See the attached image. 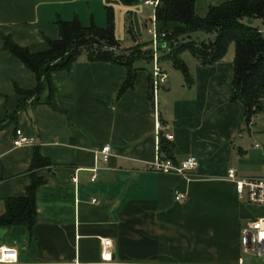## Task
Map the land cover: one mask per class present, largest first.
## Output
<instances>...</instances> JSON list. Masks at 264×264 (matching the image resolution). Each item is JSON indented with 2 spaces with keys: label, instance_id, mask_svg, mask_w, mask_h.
Segmentation results:
<instances>
[{
  "label": "crops",
  "instance_id": "1",
  "mask_svg": "<svg viewBox=\"0 0 264 264\" xmlns=\"http://www.w3.org/2000/svg\"><path fill=\"white\" fill-rule=\"evenodd\" d=\"M225 1L194 0L195 14L203 17L208 6ZM105 6L113 13L115 52L136 44L143 56L152 52V4L0 0V213L4 198L24 194L33 146L48 161L37 171L44 182L35 189L29 239L22 226L0 225V246L16 251V264H96L100 238L111 241L110 264H239L238 259L244 264L239 230L250 218L264 216V209L239 197L225 172L231 167L236 177H264V109L244 126L241 104L229 100L231 43L210 65L181 53L191 85L157 51L165 80L151 92L152 99L147 94L152 58L134 60L132 87L119 91L125 67L91 62L80 52L69 70L50 74L54 107L27 102L13 121L3 118L18 100L14 87L31 89L35 78L3 49L2 38L29 52L42 51L45 38L58 37L56 20L76 17L83 26L104 27ZM190 36L205 40L213 34ZM15 129L31 144L13 148ZM159 136L172 146L173 162L196 158L185 178L147 169L155 156L163 157L157 152ZM104 145L109 147L105 160L98 152ZM175 190L185 193L183 201L173 199Z\"/></svg>",
  "mask_w": 264,
  "mask_h": 264
},
{
  "label": "trees",
  "instance_id": "2",
  "mask_svg": "<svg viewBox=\"0 0 264 264\" xmlns=\"http://www.w3.org/2000/svg\"><path fill=\"white\" fill-rule=\"evenodd\" d=\"M130 6L143 0H117ZM153 6L154 27L159 36L158 51L167 58L171 66L181 72L185 84L191 85V75L181 59V53L187 51L200 65H210L222 59L227 46L231 43L233 89L230 101H238L242 107L241 121L246 126L252 115L264 109V28L252 24L259 19L264 27V0H227L218 5L208 6L203 17L194 11V0H151ZM105 25L97 27L90 23L81 25L76 17L71 20H56L58 37L45 38L47 48L29 52L15 45L9 38L3 37V49L16 57L35 78L31 89L14 87L18 100L10 112L3 118L13 121L15 114L27 102L43 101L54 107L55 88L50 74L53 71L69 70L80 52H84L88 61H103L122 65L126 69L125 79L119 91L132 87L133 72L131 64L142 55L138 44L122 52H115L117 41L113 37V13L105 6ZM251 19V23L246 20ZM171 24V26H169ZM127 21V29H129ZM213 34L212 40L192 38L194 32ZM162 35V36H161ZM164 45V46H162ZM144 58L151 59V52L145 51ZM147 94L152 99L151 75L148 77ZM4 124H0L3 127ZM158 138L157 152L171 158L170 144H162ZM48 165L33 146V154L28 167L29 182L22 196L7 197L2 200L0 213L1 226H22L27 239L35 223V189L44 182L37 171Z\"/></svg>",
  "mask_w": 264,
  "mask_h": 264
},
{
  "label": "built area",
  "instance_id": "3",
  "mask_svg": "<svg viewBox=\"0 0 264 264\" xmlns=\"http://www.w3.org/2000/svg\"><path fill=\"white\" fill-rule=\"evenodd\" d=\"M144 4H152L155 1L143 0ZM154 20V19H153ZM162 36V35H161ZM151 45H152V61L153 66L151 70V87L152 93L156 88L165 80V74L156 64V53L160 46L159 36L156 33L155 27L151 31ZM164 46V45H162ZM155 130L158 135L159 125L156 123ZM164 137L168 140L172 138L170 133H165ZM31 139L25 136L19 129L14 130V136L11 140L13 148L22 145H30ZM98 152L105 160L109 155L108 145L102 146ZM197 160L194 156H186L183 160L175 163L170 158L155 156L154 160L150 162L147 169L152 170L159 174H172L182 178L186 177V173L195 169ZM225 177L231 180L234 184L235 192L239 197L245 196L247 202L252 205L261 206L264 209V177H236L233 168H227ZM95 178L92 173L90 180ZM75 181V178H72ZM173 199L177 202L185 199V193L175 190L173 192ZM100 260L96 264H110L111 262V241L108 238H100ZM239 244L244 251L252 253L253 256L259 257L264 255V216L250 218L247 223L239 230ZM17 253L16 251L7 246H0V264H16ZM241 264V259H238ZM71 264H81L77 261Z\"/></svg>",
  "mask_w": 264,
  "mask_h": 264
},
{
  "label": "rangeland",
  "instance_id": "4",
  "mask_svg": "<svg viewBox=\"0 0 264 264\" xmlns=\"http://www.w3.org/2000/svg\"><path fill=\"white\" fill-rule=\"evenodd\" d=\"M252 24L254 26H260L261 25V21L259 19H254ZM142 38H146V36H142ZM195 38V37H193ZM213 38L212 37H208V38H205V41H208V40H212ZM230 46L232 47V44H230ZM184 52V57L186 60H188L190 57L189 53L186 52V51H183ZM147 66L148 68H150L151 66V62H147ZM176 72V74H178V76H180V73L178 71H174ZM161 89L159 88V91ZM240 255L242 257V260H243V263L244 264H264V255L263 256H259V257H256V256H253L252 253L250 252H247V251H244L242 249V247L240 248Z\"/></svg>",
  "mask_w": 264,
  "mask_h": 264
},
{
  "label": "water",
  "instance_id": "5",
  "mask_svg": "<svg viewBox=\"0 0 264 264\" xmlns=\"http://www.w3.org/2000/svg\"><path fill=\"white\" fill-rule=\"evenodd\" d=\"M246 22L249 24L251 23V19H247Z\"/></svg>",
  "mask_w": 264,
  "mask_h": 264
}]
</instances>
